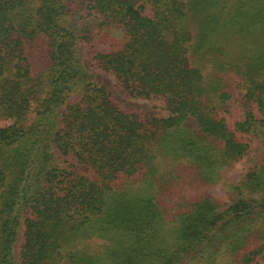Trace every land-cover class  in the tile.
Masks as SVG:
<instances>
[{"label":"trees","instance_id":"16d2710c","mask_svg":"<svg viewBox=\"0 0 264 264\" xmlns=\"http://www.w3.org/2000/svg\"><path fill=\"white\" fill-rule=\"evenodd\" d=\"M81 10L92 17L79 26ZM87 44L126 95L159 99L167 115L120 109L86 68ZM35 45L42 75L27 57ZM207 66L237 76L264 116V0H0V116L12 120L0 128V264H18L20 232L19 264H214L243 248L264 193L224 210L196 201L172 221L155 197L157 156L211 180L247 153L235 132L252 111L230 129L212 106L229 95ZM84 238L103 240L102 256L76 249Z\"/></svg>","mask_w":264,"mask_h":264},{"label":"rangeland","instance_id":"374dc122","mask_svg":"<svg viewBox=\"0 0 264 264\" xmlns=\"http://www.w3.org/2000/svg\"><path fill=\"white\" fill-rule=\"evenodd\" d=\"M149 14L148 7L145 10ZM88 10H81L73 16L77 25L87 23L91 20ZM105 41L97 40L96 46L89 49V45H82L81 53L88 70L93 71L96 77L105 81L114 90V99L120 109L127 113H135L141 116L165 117L167 111L164 103L159 99L143 100L131 98L126 95L121 88L117 86L113 77L101 72L93 59V52L100 50V44ZM36 46V45H35ZM93 50V52H92ZM29 58L35 72L42 75L45 71L46 59L43 57L42 48L29 50ZM207 66L206 72L203 70V77H208L210 73L214 74L221 81L223 91L227 92L229 98L219 106H213L216 114L223 118L230 129L234 130V124L243 121L247 109L251 110L253 121L247 131L235 132L236 138L248 145L247 153L240 159H230L226 165L220 167L217 176L211 180L201 175V170L196 164L185 161H175L164 156H157L155 159L156 172L154 176L155 197L161 205L164 217L167 221H172L181 211H185L190 203L210 199L220 209L227 208L233 202L245 200H260L264 188L256 189L254 186V175L264 174V116L259 111L254 99H245V89L240 79L231 72H216ZM264 79V78H263ZM74 100L75 97L69 98ZM69 103V101H68ZM252 120V119H251ZM12 123V120L0 116V128L6 127ZM61 164V161L59 162ZM200 164V163H199ZM199 168V169H198ZM140 177L119 180L117 184L120 187H133L138 184ZM133 184V185H132ZM244 184V185H243ZM253 204V203H252ZM256 222L252 225V230L246 233V242L244 247L234 254H219L215 257L214 264H243L245 258H253L251 264H264V213L256 211ZM263 236V238H260ZM23 242L22 233L20 232L18 242L15 248L17 262L19 264V251ZM104 241L97 238H84L75 244V248L83 252L100 257L103 254ZM258 252L256 254H252ZM207 258L195 264H206ZM98 264H103L99 260Z\"/></svg>","mask_w":264,"mask_h":264}]
</instances>
